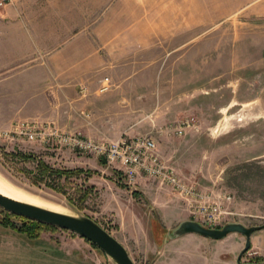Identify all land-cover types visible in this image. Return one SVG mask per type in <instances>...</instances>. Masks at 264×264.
Returning <instances> with one entry per match:
<instances>
[{
  "label": "rangeland",
  "instance_id": "rangeland-1",
  "mask_svg": "<svg viewBox=\"0 0 264 264\" xmlns=\"http://www.w3.org/2000/svg\"><path fill=\"white\" fill-rule=\"evenodd\" d=\"M94 1L87 0L88 19L71 24L65 42L84 32L88 46H98L99 39L103 48L115 46V63L130 66L129 80H121L123 71L111 80L98 63L85 80H38L43 70L32 59L36 46L29 15L9 26L4 14L13 4L0 8V20H6L0 23V178L64 213L91 217L125 246L135 264H154L166 244L176 242L171 231L182 220H195L171 185L145 174L128 184L103 158L4 132L16 122L34 120L41 131L53 122L100 141L150 134L185 186L231 194L220 226L262 224L264 22L232 17L191 27L193 22L184 21L180 35L172 36L171 22L131 19L129 0ZM97 30L101 38L95 37ZM177 125L184 128L181 134ZM37 160L50 168L84 171L58 183L37 170ZM247 164L251 172L243 175ZM240 236L196 235L183 244L212 255L225 252ZM251 250L250 245L241 262L264 263L256 262L264 257ZM0 264L116 263L76 233L32 223L0 207Z\"/></svg>",
  "mask_w": 264,
  "mask_h": 264
},
{
  "label": "crops",
  "instance_id": "crops-1",
  "mask_svg": "<svg viewBox=\"0 0 264 264\" xmlns=\"http://www.w3.org/2000/svg\"><path fill=\"white\" fill-rule=\"evenodd\" d=\"M13 2V5L9 4L12 7L7 8L4 17L9 15L10 21H7V25L10 26L18 19H23L24 15H29L32 30L35 33L36 46L32 59L36 61V66L43 70L38 80H51L50 82L52 80L54 82L55 80H85L89 73L97 69L95 68L97 63L100 64L98 70L104 71L111 80H118L120 71H123L121 80H129L130 66L122 64L121 68L115 63V60L119 59L118 54L113 51L115 46L106 45L103 48L101 39L96 41L97 44L99 43L98 46L96 43L88 46L89 40L83 36L84 32L78 34L77 38L74 33L71 34L70 36H75L74 39L65 42L68 27L75 22H84L88 19L90 13L86 8L87 0H16L15 3ZM99 2L102 0H98L95 4ZM128 2L133 6L128 14L131 19L171 22L174 32L169 34L172 36L180 35L184 21L193 22L194 25L191 24V27L197 26L200 20H227L232 17L264 22V0H129ZM4 22L6 20H0V23ZM150 33L146 32L145 35ZM94 35L98 38L102 36L99 30ZM110 61H112L110 66L106 67L104 62ZM94 62L96 64H93ZM99 91L102 92L100 88ZM196 235L198 234L188 233L176 237L173 240L176 242L166 244L154 264H238L236 255L244 245V236L241 235L225 252L219 251L211 255L201 254L198 250L183 244L186 240L198 239ZM250 244L254 255L264 257V229L253 232ZM222 254L225 256L223 257Z\"/></svg>",
  "mask_w": 264,
  "mask_h": 264
},
{
  "label": "built area",
  "instance_id": "built-area-1",
  "mask_svg": "<svg viewBox=\"0 0 264 264\" xmlns=\"http://www.w3.org/2000/svg\"><path fill=\"white\" fill-rule=\"evenodd\" d=\"M12 0H0V8ZM189 125V122H187ZM45 131L38 122L23 120L16 122L13 128L4 133L24 137L31 142L52 145L55 148L76 150L103 158L108 165L116 166L123 173L128 184H134L138 175L145 174L156 179L160 184L171 185L186 200V207L192 218L205 227H219L227 212L223 203L230 201L229 192L219 189L200 190L193 185L185 186L174 168L168 165L157 151L156 141L150 134L136 135L115 141L93 140L79 132L61 130L53 122L45 123ZM184 128L175 126L177 134Z\"/></svg>",
  "mask_w": 264,
  "mask_h": 264
},
{
  "label": "water",
  "instance_id": "water-1",
  "mask_svg": "<svg viewBox=\"0 0 264 264\" xmlns=\"http://www.w3.org/2000/svg\"><path fill=\"white\" fill-rule=\"evenodd\" d=\"M0 207L10 213L29 219L42 221L59 228L69 230L88 240L105 254L110 256L116 264H135L125 246L97 221L87 215L75 216L64 212L54 211L28 202L16 200L0 193ZM264 229L262 224L246 226L240 222H227L220 227H205L196 220H182L170 233L171 237H179L188 233L198 234L211 239H221L230 233L244 236L243 248L239 251L236 262L250 248V237L253 232Z\"/></svg>",
  "mask_w": 264,
  "mask_h": 264
},
{
  "label": "trees",
  "instance_id": "trees-1",
  "mask_svg": "<svg viewBox=\"0 0 264 264\" xmlns=\"http://www.w3.org/2000/svg\"><path fill=\"white\" fill-rule=\"evenodd\" d=\"M22 157H25V158H29L31 156H22ZM105 163L103 159L100 160V164H103ZM37 170L42 173V174H46V175H51V176H54V178L57 180V182L59 183L60 179L63 178L64 180H67L69 177H72V176H79L81 173H83V169L81 168H71V169H68V168H60V169H57V168H50L47 164H45L42 160H37ZM252 165L250 164H247L246 165V172L243 173V175H247L249 174L251 171H250V168H251ZM116 174H119V171H115ZM117 182L119 183V185L121 186H124L126 184H122L121 181H118ZM133 193H135L133 191ZM85 194V193H84ZM84 196V195H83ZM13 214V213H12ZM16 215V214H14ZM16 216H19L23 219H26L28 220L29 218H26V217H23V216H20V215H16ZM30 222L32 223H36V224H41V225H46L48 227H57V226H54V225H51V224H48V223H45V222H42V221H38V220H33V219H29ZM94 245V244H93ZM256 262H260V261H264V258H257L255 259Z\"/></svg>",
  "mask_w": 264,
  "mask_h": 264
},
{
  "label": "bare ground",
  "instance_id": "bare-ground-1",
  "mask_svg": "<svg viewBox=\"0 0 264 264\" xmlns=\"http://www.w3.org/2000/svg\"><path fill=\"white\" fill-rule=\"evenodd\" d=\"M0 193L6 196H9L11 198H14L16 200L35 204V205L48 208L54 211L64 212L62 209H60V207H57L45 201H42L37 197H33L29 195L28 193L23 192L19 188H16L15 186H13L12 184H10L9 182L5 181L2 178H0Z\"/></svg>",
  "mask_w": 264,
  "mask_h": 264
}]
</instances>
